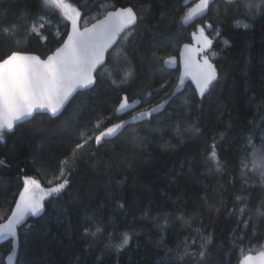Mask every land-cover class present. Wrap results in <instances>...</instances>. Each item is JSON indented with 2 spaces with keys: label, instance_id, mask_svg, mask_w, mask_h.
Here are the masks:
<instances>
[{
  "label": "trees",
  "instance_id": "trees-1",
  "mask_svg": "<svg viewBox=\"0 0 264 264\" xmlns=\"http://www.w3.org/2000/svg\"><path fill=\"white\" fill-rule=\"evenodd\" d=\"M68 2L86 4L90 9L87 15L91 16L106 0ZM115 2L117 6L137 9L150 5L127 48L134 79L121 86L98 78L97 84L81 91L58 118L45 114L33 122L35 127L25 124L14 132H5L4 141H0V160L5 161L0 166V213L14 206L8 202L22 188L24 176L36 177L48 186L43 176L58 172L60 161L80 142L71 127L78 106L81 124L90 122V128L100 117H112L104 126L122 118L112 115L123 95L122 87L130 97L140 99L167 81L165 89L140 107L147 108L165 98L166 91L176 83L178 69L164 67L160 58L177 55L180 46L192 40L196 25L204 21L213 23L215 29V21L219 20L220 36L214 38L217 55L213 61L220 81L202 100L187 84L159 115L131 125L101 146L94 142L87 146L73 165L67 189L58 199L46 200L45 211L31 217L21 230V264H159L162 257L175 264H198L190 257L179 261L175 255L178 245L183 251L186 238L192 251L199 250L201 240L196 229L205 237L211 236L206 264H238L241 250L243 255L264 250V217L255 215L264 201V184L258 173L248 172L245 178L241 172V157L251 152L250 147L244 149V137L251 132L259 146L264 136V11L246 19L248 12L242 0L231 4L216 0L208 15L184 27L181 16L186 7L182 0ZM39 4L40 0H0V30L17 23H32ZM22 12L28 14L27 18H21ZM39 15L51 21V27L44 29L47 42L34 35L27 37L23 27L13 36H4L0 31V57L17 46L36 54L58 46L54 39L57 28L61 33L65 31L58 10L48 8ZM236 21L251 27H238ZM120 67L126 65L121 61ZM109 68L114 70L111 62ZM186 93L193 98L192 106L168 118ZM132 128L140 132L136 142L129 137ZM197 128L200 133L194 134ZM214 138L222 165L218 171L206 159ZM237 196L245 198L244 204L237 201ZM121 204L123 207L118 206ZM245 206L241 214L239 209ZM92 217L99 219L91 220ZM249 217L252 222L244 229L239 222ZM96 224L103 234L85 235L84 229L94 230ZM125 231L131 237L125 249L117 252L114 247H104L109 233L113 234L111 243L119 244ZM245 233L242 243L239 239L234 242V237ZM10 244L11 238L0 244L4 264ZM169 248L174 250L170 256Z\"/></svg>",
  "mask_w": 264,
  "mask_h": 264
},
{
  "label": "snow or ice",
  "instance_id": "snow-or-ice-1",
  "mask_svg": "<svg viewBox=\"0 0 264 264\" xmlns=\"http://www.w3.org/2000/svg\"><path fill=\"white\" fill-rule=\"evenodd\" d=\"M235 0H225L226 4L234 3ZM245 9L248 12L247 18H254L255 15L264 11V0H242ZM216 0H198L197 3L181 16V24L189 25L197 19H202L212 10ZM48 8L58 10L60 17L65 22V31L61 33L59 28L54 36L58 46L49 49L42 54H36L35 51L28 50L27 47L17 46L10 50L3 57H0V141L5 139V131L14 132L16 127H22L30 124L35 127L33 122L37 117L50 114V118H58L63 114V110L71 103L73 99L83 90L91 89L97 84L98 78L103 80L107 78L112 84L121 86L134 79L135 72L128 57L127 48L136 35L138 23L142 20L145 11H150V5L141 6L137 9L135 6H117L115 0H106L101 3L95 14L89 16L87 12L90 9L87 5L77 6L68 0H40L38 12L31 17L32 23L21 25L19 23L6 26L2 33L4 36H13L23 27L27 37L37 36L41 41L47 42L48 37L44 35V29L51 27V21L45 16L39 15V11ZM83 9V10H82ZM21 18H27L28 14L22 12ZM216 16H220L219 10ZM217 27L214 29L213 23L204 21L203 25L197 24L196 30L192 32V43H185L179 52L180 64L182 70L177 77L176 83L171 85L170 90L166 91L165 98L155 105L136 112L135 109L143 102L153 98V94L158 95L168 84L165 81L159 88L154 89L140 97L134 99L129 96L123 87V95L120 97L118 105L113 109L112 115H125L128 112L134 114L129 119H120L118 122L104 126L106 121L112 117L98 118L92 127H88L86 122L81 124L79 120V106L73 112V123L71 127L77 134L79 143H76L69 156L60 161L58 172H54L50 179H47V187L41 180L33 176L23 177V186L14 194V204L8 207L4 213H0V242H8L11 238L10 251L7 255V264H21L19 257V237L22 229L27 225L31 217H37L45 211L46 200L58 199L67 189L70 183V176L73 165L77 163L78 158L83 154L87 146L95 143L101 146L103 142L109 139L119 137L126 128L134 123H141L150 119L153 115H159L177 96L184 91L186 82L191 81L195 85V93L201 100L209 95L220 81V75L213 59L217 53L213 51V38L206 34V29L212 31L213 37L220 36L218 27L219 20L215 21ZM238 27L248 29L250 24L242 21H236ZM225 45L228 41H224ZM156 57V53H153ZM164 65H174L177 63V57L169 55L167 58H160ZM121 61L125 68L121 69ZM110 62L114 70H110ZM119 76V80L116 77ZM193 98L183 96L178 105H175L168 118L177 113L184 107H191ZM180 125L177 124L179 133ZM200 129H195L194 134H199ZM131 141L136 142L140 138V132L132 128L129 133ZM244 149L251 148V152H246L241 157V172L247 177L248 172L258 173L259 181L264 184V136L261 137L262 143L257 146L254 143L253 134L249 132L245 137ZM206 159L214 164L218 171L221 168V161L217 151L215 138L209 146ZM249 157L251 166H249ZM5 161L0 160V166ZM175 175V172H173ZM238 202L244 204L245 198L236 197ZM123 207V205H118ZM264 201L257 207L255 215L264 217ZM246 206L241 207L239 212L244 214ZM236 210H233L235 214ZM10 213V214H9ZM91 220H98L99 217H92ZM182 220L185 218L182 216ZM252 217L243 220L244 229H247ZM167 223V221H166ZM185 223L190 225L189 220ZM30 227V226H29ZM239 227L237 231H239ZM200 236L201 243L198 251H192L188 243V238L183 244V251L179 250V245L175 250L177 260L183 261L186 257L197 260L198 264H206L208 245L211 243V236L205 237L200 229H196ZM253 232L255 227L253 226ZM85 235L93 237L103 234V229L96 224L95 229L86 227ZM112 233H109V242L104 245L105 248H115L117 252L126 248L130 243V234L125 231L122 233V241L119 244H112ZM247 233L239 238L234 237V242L239 239L242 243ZM195 244V241L192 242ZM163 246V239L160 242ZM173 249H167L170 256ZM242 255L239 264H264V250L259 251L255 256L251 253ZM101 258L98 257V261ZM0 264H4L0 259ZM159 264H175L169 258L162 257Z\"/></svg>",
  "mask_w": 264,
  "mask_h": 264
},
{
  "label": "water",
  "instance_id": "water-1",
  "mask_svg": "<svg viewBox=\"0 0 264 264\" xmlns=\"http://www.w3.org/2000/svg\"><path fill=\"white\" fill-rule=\"evenodd\" d=\"M198 2V0H184L183 1V5L184 6H188L190 3L192 4L191 5V7H193L194 5H195V3H197ZM190 7V8H191ZM187 11V10H186ZM185 11V12H186ZM205 17V16H204ZM203 19V18H202ZM197 20H200V19H197ZM196 20V21H197ZM195 21V22H196ZM194 22V23H195ZM190 24H193V23H190ZM189 24V25H190ZM189 25H182V26H184V27H186V26H189ZM208 30V29H207ZM209 31V30H208ZM207 34V33H206ZM193 41H190V42H185V43H192ZM185 43H183V44H185ZM183 44L180 46V48H179V51H178V54L177 55H172V56H176L177 57V63L176 64H174V65H164L163 64V66L164 67H166V68H169V69H178V76L180 75V72H181V70H182V65L180 64V58H179V52H180V50L182 49V46H183ZM213 47H214V43H213ZM177 76V77H178ZM187 84H190L193 88H194V90H195V85H194V83L193 82H191L190 80L189 81H187L186 82V86H187ZM186 88V87H185ZM184 88V89H185ZM182 93V92H181ZM135 99H139V98H135ZM164 99V98H163ZM161 101V100H160ZM159 101V102H160ZM158 103V102H157ZM156 104V103H155ZM155 104H153V105H155ZM143 109H145V108H141L140 107V105L135 109V111L136 112H139V111H141V110H143ZM128 113H130V114H128V115H126V116H124V115H119V117H123V118H121V119H124V120H127V119H129V117L131 116V115H133L134 113L133 112H128ZM48 115H50V114H48ZM154 116H156V115H153L152 117H154ZM151 117V118H152ZM150 118V119H151ZM120 120V119H119ZM147 120H149V119H147ZM116 122H118V121H116ZM113 123H115V122H113ZM134 124H136V123H134ZM134 124H132V125H134ZM110 125V124H109ZM108 125V126H109ZM5 132H8L7 130L5 131ZM30 219V218H29ZM4 242H0V244H3ZM258 252H255V253H251L253 256H255L256 254H257ZM9 254V253H8ZM7 254V255H8ZM7 255H6V257H7ZM6 257H5V264H7V259H6ZM239 264V263H238Z\"/></svg>",
  "mask_w": 264,
  "mask_h": 264
},
{
  "label": "rangeland",
  "instance_id": "rangeland-1",
  "mask_svg": "<svg viewBox=\"0 0 264 264\" xmlns=\"http://www.w3.org/2000/svg\"><path fill=\"white\" fill-rule=\"evenodd\" d=\"M210 23V22H209ZM204 23H202V24H200V25H203ZM196 30V29H195ZM194 30V31H195ZM206 33L210 36V37H213V33L211 32L210 33V31H208L207 29H206ZM213 38H215V37H213ZM213 51H215L216 53H217V51L215 50V49H213ZM185 95H187L188 96V93H186ZM184 95V96H185ZM51 176L52 175H49V174H45L44 176H43V179H44V181L46 182L47 181V179H50L51 178Z\"/></svg>",
  "mask_w": 264,
  "mask_h": 264
},
{
  "label": "bare ground",
  "instance_id": "bare-ground-1",
  "mask_svg": "<svg viewBox=\"0 0 264 264\" xmlns=\"http://www.w3.org/2000/svg\"><path fill=\"white\" fill-rule=\"evenodd\" d=\"M183 1H184V0H182V4H183ZM191 5H192V4L190 3L188 6H184V5H183V6L186 7V10H187L188 8L191 7ZM203 18H204V17H203ZM212 38H213V37H212ZM191 41H192V40H191ZM213 41H214V38H213ZM214 44H215V41H214ZM213 49H214V47H213ZM213 62H214V61H213ZM193 89H194V88H193ZM141 108H144V107H141ZM128 114H130V113H127V114H125L124 116H126V115H128ZM124 116H123V117H124ZM123 117H122V118H123Z\"/></svg>",
  "mask_w": 264,
  "mask_h": 264
}]
</instances>
